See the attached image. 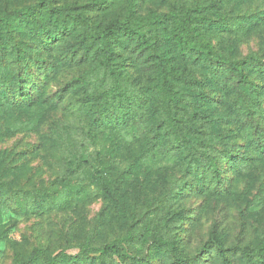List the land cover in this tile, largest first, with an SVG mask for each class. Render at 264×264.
<instances>
[{"label":"rangeland","instance_id":"1","mask_svg":"<svg viewBox=\"0 0 264 264\" xmlns=\"http://www.w3.org/2000/svg\"><path fill=\"white\" fill-rule=\"evenodd\" d=\"M39 1L0 0V13ZM51 2L86 13L97 30L123 19L128 9L127 0ZM175 8L229 28L241 15L261 14L264 0H141L136 15ZM257 25L245 33L206 30L205 38L233 59L253 55L264 62V23ZM12 40L10 47L22 46L29 59L41 57L48 68L41 79L29 80L37 83L32 84L35 105L0 99V264H48L47 257L56 258V264H100L98 249L126 234H131V258L120 263L105 259L103 264H174L177 257L156 245L154 235L177 243L187 264L192 258L196 264H224L214 236L222 237L225 248L257 243L264 231V151L249 145L244 127H264V99L260 112L245 118L239 83L225 82L217 74L216 81L208 78L201 61L181 58L169 41L160 42L169 64L196 80L185 85L186 93L192 95L196 87L208 94L200 107L181 104L178 119L183 127H197L201 144L218 159L226 179L215 192L202 186L209 183L208 169L191 173L184 160L166 154L167 138L149 140L162 125L152 99L144 109V123L124 130L100 126L105 86L93 80L91 68L101 55L94 56L83 30L49 40L50 49L39 57L28 30L16 27ZM115 49L125 86L147 89L153 67L148 46L129 42ZM251 79L262 82L258 73ZM54 133L64 142L51 140ZM141 148H148V158ZM227 148L235 160L226 158ZM79 152L88 162L76 168ZM181 209L185 215L170 222ZM86 242L91 255L82 250ZM36 250L43 254L27 263ZM228 256L231 264L252 261L237 249Z\"/></svg>","mask_w":264,"mask_h":264},{"label":"trees","instance_id":"2","mask_svg":"<svg viewBox=\"0 0 264 264\" xmlns=\"http://www.w3.org/2000/svg\"><path fill=\"white\" fill-rule=\"evenodd\" d=\"M140 1L127 0L128 9L125 17L112 19L101 30L92 27V18L86 13L80 11L74 13L71 5H53L51 0H41L34 5L12 6L4 9L0 13V70H2L0 72V99L13 105L18 101L27 106L35 105L37 99L33 93L32 84L37 83L29 80L41 79L48 68L47 61L39 57L42 56L41 52L50 49L49 40H61L66 34L83 30L87 41L92 44L94 56L101 55L99 61L91 68L93 80L105 86L103 100L98 109L101 115L100 126L104 129L124 130L133 128L134 122L144 123V109L148 107V100L152 99L159 112L162 125L153 130L149 140L157 143V140L167 138L166 154L170 158L184 160L191 173L198 174L201 170L208 169L211 172L209 183L208 185L202 183V186L207 190L220 191L226 178L224 171L219 167L218 159L213 157L210 149L201 144L202 137L199 129L183 127L178 119V108L181 104L188 105L190 108L200 107L202 102L207 101L208 94L204 89L196 87L192 89V95L186 93L185 85L196 80L169 64L161 51L160 42L169 41L176 55L181 58H195L201 61L208 71V78L216 81L214 75L217 74L225 82L231 80L239 83L241 105L247 107L243 111L245 114L243 116L249 119L259 113L263 107L260 98L264 99V62L253 55L243 59H233L224 52L216 51L211 42L205 38V31L250 32L257 28L258 23H264V9L258 15H241L235 18L228 28L222 21L212 22L210 18L192 13L185 8L136 15ZM47 13L51 15L48 16V20H45L42 15ZM18 26L28 30L35 39L32 44L40 59L37 57L29 59L22 46L17 44L9 46L13 42L14 30ZM117 40H122L120 45H116ZM129 42L136 45L146 44L153 61L152 78L149 87L144 91L134 86V88L125 86L128 81L120 72L119 66L122 63L116 61L115 46L126 48ZM36 70L40 72L38 77H35ZM252 73H258L262 82L258 83L257 80L251 79ZM244 130H247L249 145L264 151V127H244ZM146 135L148 138L147 133ZM51 140L63 143L65 139L61 134L54 133ZM145 142L148 145V139ZM153 150L150 149L149 152ZM141 151L148 158V148H141ZM235 157L233 150L227 148L226 158L232 161ZM247 159L248 157H245L237 162L241 164ZM2 160L3 157L0 156V167L3 164ZM74 161L76 168H79L86 164L88 159L83 152H79ZM184 215L185 210L181 209L178 216L174 215L169 220L173 222L179 216ZM130 235L126 234L122 239L113 240L98 249L99 253L95 257L97 261L100 264H103L105 259L117 263L126 262L128 258H131ZM154 241L156 245L171 251L173 256L177 257L174 259V264H187L180 257L179 245L173 240L154 235ZM214 242L217 254L222 257L224 264H231V258L228 255L233 249L241 252L246 259L252 260L251 264L253 262L264 264V231L256 244L225 248L220 236H214ZM82 250L85 254L91 255L88 253L91 249L87 242L83 244ZM36 251L37 253H32L27 263L35 261L38 255L43 254ZM46 261L48 264H56V258L47 257ZM188 262V264H196L197 259L192 258Z\"/></svg>","mask_w":264,"mask_h":264}]
</instances>
